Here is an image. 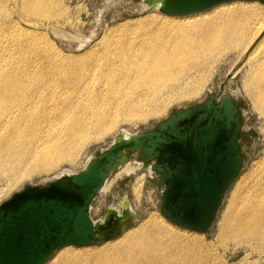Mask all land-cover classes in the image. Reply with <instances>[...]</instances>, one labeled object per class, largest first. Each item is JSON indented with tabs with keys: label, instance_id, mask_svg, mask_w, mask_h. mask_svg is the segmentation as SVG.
I'll use <instances>...</instances> for the list:
<instances>
[{
	"label": "bare ground",
	"instance_id": "obj_1",
	"mask_svg": "<svg viewBox=\"0 0 264 264\" xmlns=\"http://www.w3.org/2000/svg\"><path fill=\"white\" fill-rule=\"evenodd\" d=\"M41 1L37 7L44 0H15L12 10L0 16V172H10L13 181L51 171L61 162H74L82 149L103 140L122 118L146 120L164 113L176 100L198 96L215 62L229 54L239 58L264 28V11L246 6L258 1L224 2L220 3L225 5L222 8L216 9L217 4L196 14L146 16L136 25L141 30L137 40L112 44L102 55L100 51L96 59L79 67L77 76L61 78L48 70L38 71L39 53L33 35L24 36L19 23L11 18L12 14L19 17L21 12L48 15L49 10L36 7ZM141 3L144 8L159 4L157 0ZM25 50L32 53L30 60H24ZM244 64L247 70L241 80L242 89L262 115L264 33L247 53ZM118 134L132 133L123 130L112 138ZM126 164L114 171L115 175L134 170L128 166L126 169ZM110 182L109 176L100 191ZM236 183L240 187L243 182ZM139 188L140 182L134 184L136 194ZM259 188L261 192L255 194L254 201L243 205L245 213L235 219L234 233L264 239V186ZM119 204L121 208L115 209L121 213L128 201L123 199ZM169 233V228L149 216L116 247L91 254L69 249L54 264L201 261L190 248L157 239V234Z\"/></svg>",
	"mask_w": 264,
	"mask_h": 264
},
{
	"label": "water",
	"instance_id": "obj_2",
	"mask_svg": "<svg viewBox=\"0 0 264 264\" xmlns=\"http://www.w3.org/2000/svg\"><path fill=\"white\" fill-rule=\"evenodd\" d=\"M157 1V7L144 10L186 15L234 0ZM241 127L237 103L227 95H211L177 108L151 130L118 134L78 172L25 185L0 203V264H44L63 246L118 236L133 213L129 204L121 213L109 207L102 219H93L90 208L129 154L154 174L150 179L160 194L162 216L179 227L205 232L242 168Z\"/></svg>",
	"mask_w": 264,
	"mask_h": 264
},
{
	"label": "rangeland",
	"instance_id": "obj_3",
	"mask_svg": "<svg viewBox=\"0 0 264 264\" xmlns=\"http://www.w3.org/2000/svg\"><path fill=\"white\" fill-rule=\"evenodd\" d=\"M14 1L0 0V16L3 11L12 10ZM38 3H42V1L37 2L36 7L39 6ZM224 6L219 4L218 7H214L219 9ZM246 6H253L261 12L264 11V4L259 2L246 3ZM37 8L39 10L44 8L43 11L49 10V14L25 15L21 12L19 17L12 14L11 18L19 23L24 36L26 34L33 35L34 38L31 39L39 53L36 56L38 71L47 72L46 70H48L51 74L54 73L61 78L77 76L79 67L86 62L89 63L90 59L94 60L93 57L96 59L100 51V55H102L104 49L111 48L112 44H121L128 39L137 40L138 35H141V30L136 25L141 22L142 18L165 16L159 11H145L141 0H44V4ZM263 33L264 28L248 47V50L239 58L235 54H229L217 60L201 94L196 97L176 100L167 106L164 113L146 120L137 122L128 118L118 120L116 128L103 140L88 144L80 151L74 162H61L51 171L35 173L30 177L19 178L16 181H13L10 172H0L1 203L27 184H43L60 172L80 171L85 166L86 159L96 156L107 147L113 140L112 137L119 131L136 133L151 130L177 108L202 102L211 93L216 94L215 92L220 87H222L223 93L233 97L234 101L239 103L242 118L240 135H242L241 141L239 136L238 143L243 157L242 168L226 190L215 219L205 232L179 227L168 222L162 216L160 194L150 179V176H154V174L149 173L146 168L141 166L140 160L136 158L135 154H129L125 167L127 169L128 166L134 170L126 173L125 170L118 175L111 172L112 182L104 191L96 194L90 208V216L93 219H102L109 207L120 209L119 202L126 199L133 213L123 223L120 234L112 239L98 241L91 245L64 246L44 264H54L69 249L79 252L86 251L90 254L112 249L122 239L135 233L140 224L149 216H154L157 221L163 223L170 230L167 235L157 234V239L190 248V252H193L192 254L199 260L201 259L197 264H264V239L237 234L232 229L235 219L245 213V206H243L245 202L254 201L252 198L255 194L261 192L259 187L264 186V114L261 115L259 111H256L251 98L245 94L241 86L243 74L247 70V65L244 64L247 53ZM31 56L30 51H24L25 61L30 60ZM244 177L245 179H243ZM238 180L243 182L240 187L239 183H236ZM137 182H140V188L136 194L133 186ZM233 193H235L234 197ZM141 264L152 263L143 260Z\"/></svg>",
	"mask_w": 264,
	"mask_h": 264
},
{
	"label": "flooded vegetation",
	"instance_id": "obj_4",
	"mask_svg": "<svg viewBox=\"0 0 264 264\" xmlns=\"http://www.w3.org/2000/svg\"><path fill=\"white\" fill-rule=\"evenodd\" d=\"M210 92V91H209ZM216 94H210L209 96H214L215 98H218L219 96H221V95H227V96H229L228 94H226V93H223V91H222V87H220V89L218 90V91H216L215 92ZM231 97V96H230ZM233 100H234V98L233 97H231ZM236 103H237V106H238V108H239V103L236 101ZM242 135V134H241ZM241 135H240V141H241Z\"/></svg>",
	"mask_w": 264,
	"mask_h": 264
}]
</instances>
